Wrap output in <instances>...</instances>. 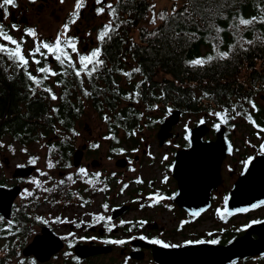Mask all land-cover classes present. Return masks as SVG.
I'll return each instance as SVG.
<instances>
[{
    "label": "flooded vegetation",
    "instance_id": "obj_1",
    "mask_svg": "<svg viewBox=\"0 0 264 264\" xmlns=\"http://www.w3.org/2000/svg\"><path fill=\"white\" fill-rule=\"evenodd\" d=\"M15 4L8 6L6 18L0 9V24L20 42L29 63L18 66L7 54L0 53V141H11L12 137L2 127L4 123L5 127L18 125L21 119L20 114L9 112L38 106L36 102L40 101L72 116V128L60 135L51 132L42 145V155H64L60 161L62 168L43 166L37 171L40 160H36L34 148L30 147L36 140L22 148L21 153L28 154V158L15 163L12 157L20 152L8 144L0 145V185L21 186L11 218L5 219L0 214V219L15 224L13 235L7 231L0 234L1 248L8 249L5 244L13 241L22 253L24 246L47 227L56 236L54 243L45 241V246L49 243L61 247L47 261H40L33 254L28 256L30 264H264V76L255 80L250 115L242 110L235 119L206 121L209 130L203 139L215 140L216 128L224 125L232 149L222 156L213 176L201 177L209 183L198 185V191L195 183L192 184L193 190L187 194L186 201L204 207L189 210L178 199L180 183L172 173L176 153L189 146V136L173 128V134L161 141L158 129L164 117L153 114L160 103L150 107L138 125L129 128H112L103 119L99 122L104 129L101 127L99 131L84 120L88 116L94 123L97 122L94 116L115 117V112L100 113L93 109L107 108L110 104H90L88 100L114 90L116 60L124 62L128 69L132 66V56L113 54L116 27L123 26L116 23L122 0H102V3L82 0L79 16L69 25L66 34L64 25L73 19L76 0L63 3L61 0H15ZM109 4L115 8V14L108 9ZM98 8H104V12L98 14ZM109 23L114 31L100 40L101 31ZM27 29H35L36 36L29 35ZM60 34H64L62 38H75L78 51L65 49L74 67L67 60L61 64L43 48L41 52L45 55L37 53L35 59L40 63H35L31 53L36 44L53 43ZM0 43L15 47L2 37ZM97 48L100 49L98 59L103 64L97 65L91 76L88 72L93 64H88L77 76L76 72L82 68L79 57L90 55ZM41 67L51 71L40 72ZM29 74L40 83L33 81ZM120 83L126 84L125 80ZM127 106L146 107L133 102L115 107ZM103 142L108 146L102 152ZM84 144L81 162L75 166L74 152ZM119 158H123L124 165L117 164ZM31 163L37 164V169L30 175H14L17 166ZM80 169L85 172L81 173ZM7 171L11 176L5 174ZM237 184L240 189L234 194ZM205 188L209 191L203 192ZM238 239H242L240 246L224 260L221 247ZM214 240L217 242L211 243ZM77 246L100 249L80 256Z\"/></svg>",
    "mask_w": 264,
    "mask_h": 264
},
{
    "label": "trees",
    "instance_id": "obj_2",
    "mask_svg": "<svg viewBox=\"0 0 264 264\" xmlns=\"http://www.w3.org/2000/svg\"><path fill=\"white\" fill-rule=\"evenodd\" d=\"M149 7V0H122L116 23L123 26L116 27L113 54L132 56V66L128 69L124 62L116 60L114 90L88 100L90 104L111 105L97 106L93 108L95 111L116 114L113 119L109 115L94 116V121L104 119L112 128H129L138 125L144 113L159 103L165 112L179 108L182 113L215 112L217 115L227 110L223 118L217 115V119L222 120L235 119L242 110L250 115L255 80L264 76V0H184L175 11H164L167 18L156 27L141 26L137 41L132 30ZM253 17L256 20L252 24L239 23L242 18ZM223 52L229 55L219 58V53ZM209 56L213 59L202 65L192 63L199 58L207 60ZM159 73L162 79H156ZM121 80L126 84H121ZM127 102L146 107H115ZM36 104L38 106L26 110L9 112L20 114L21 119L18 125L5 127L4 123L2 127L7 128L12 137L11 141L1 140L0 145H9L14 139L21 148H27L32 140L44 145L51 132L60 135L63 130L72 128V116L63 109H52L42 101ZM63 156L44 154V167L62 168ZM3 231L13 235V221L1 218L0 234ZM5 245L9 248H1L0 242V264H30L16 249L15 242Z\"/></svg>",
    "mask_w": 264,
    "mask_h": 264
},
{
    "label": "water",
    "instance_id": "obj_3",
    "mask_svg": "<svg viewBox=\"0 0 264 264\" xmlns=\"http://www.w3.org/2000/svg\"><path fill=\"white\" fill-rule=\"evenodd\" d=\"M181 109H173L169 115L161 122L158 130V136L163 141L166 137L173 134L174 125L178 124L181 119ZM209 130V126L206 122H200L188 130L189 146L179 150L176 153V159L172 165V173L179 179L180 193L178 199H181L182 205L187 209L193 208L199 210L202 209V205L196 204V206L188 204L187 194L193 190L192 184L195 183V189L198 191V185H205L209 183V180L201 177L213 176L214 172L219 169V164L222 156L232 149L231 143L226 137L225 126L220 125L216 128V139L213 141H205L203 137ZM85 144L82 148L77 149L73 155V164L78 166L81 162L84 153ZM117 164L124 165L123 158L117 160ZM35 164L20 165L15 168V176H27L30 175L35 169ZM197 178V179H194ZM240 189V185L233 189L232 192H236ZM21 186L5 187L0 185V214L9 219L12 213L13 202L17 195L20 193ZM206 188L203 192H207ZM203 197H201L202 199ZM208 199V198H207ZM234 209V207L230 206ZM229 208V207H228ZM236 209V208H235ZM55 234L47 227L43 228L42 233L37 235L32 241H30L22 249V253L25 256L34 255L40 261L49 260L61 246H54L53 244L45 241L53 242ZM242 239L235 240L229 245L221 247V253L224 254V260L234 255L237 248L240 246ZM77 246L76 252L80 256H86L94 250H99V247ZM220 254V253H219ZM155 257H157L155 251ZM182 258V255L180 256Z\"/></svg>",
    "mask_w": 264,
    "mask_h": 264
},
{
    "label": "snow or ice",
    "instance_id": "obj_4",
    "mask_svg": "<svg viewBox=\"0 0 264 264\" xmlns=\"http://www.w3.org/2000/svg\"><path fill=\"white\" fill-rule=\"evenodd\" d=\"M61 2L63 3L64 0H61ZM97 3H102V0H97ZM8 6H16L15 0H2V2H0V9H2L4 11L5 18L8 15ZM81 7H82V0H76L75 11L72 13L73 19L70 20L69 23H66L64 25L65 34L67 33V31L69 29V25L72 23H75L76 18H78L79 10ZM108 9L113 14H115L116 10L113 7V5L109 4ZM173 11H175V10H173ZM97 12H98V14L103 13L104 8H98ZM166 18H167L166 13L160 14V19H166ZM262 19H264V17H262ZM255 20H256V17H253L252 19H243L242 18V19H240L239 23L243 24V25H249V24H252ZM152 22L155 23V17L153 18ZM12 27L16 28V25H13ZM112 31H114V29H113V26L111 23L105 25L104 30L101 31V33L99 35V39L104 40L109 35V33ZM26 32L31 36H36L35 29H27ZM63 36H64V34L57 35V37L55 38L53 43H48V42H43V41L38 42L36 44L35 49L31 53L35 63H37V64L40 63L39 60L35 59V56L37 53H39L40 55H45V53L41 52V48H43V49L47 50V53L54 54L55 59L60 61L61 64H64L65 60H67L70 64V66L74 67V64H72V57L68 54V52L65 49L70 47L72 52L78 51L77 47H76L75 38H71V37L62 38ZM0 37H2L3 40H5V41H9L12 45H15L14 48H10L5 44L0 43V53L7 54L9 59L13 60L14 62H17L18 66H27L29 61L23 53L20 42H18L11 35H8L5 32L3 24H0ZM228 55H229V53H227V52L219 53V58H225ZM99 56H100V49L99 48L93 50L90 55H81L79 57V60H80V63L82 65V68L76 72V75L79 76L81 74V71H84L87 68L88 64H93L92 70L90 72H88V75L91 76L92 72H94L96 70V66L103 64V60L98 59ZM212 59H213V57L209 56V57H207V60H205L204 58H199V59L192 61V63L197 64V65H202L208 61H211ZM38 71L49 72L51 70L44 68V67H41L38 69ZM135 71H140V69H136ZM56 74L57 73L52 72V75H56ZM29 76L36 83H40V81L37 80V78L35 76H32L31 74H29ZM45 78H47V77H45ZM85 94L88 95L87 92H85ZM52 98L56 99L55 96H53ZM253 107H255V105H253ZM226 114H227V110H225L224 114H217V115H222V118H223V116H226ZM253 123H255V122H253ZM80 172L83 173V172H85V170L80 169ZM100 219H104V217H100ZM114 242L115 243H123V241H114ZM202 242L203 241H201V243ZM216 242L217 241H215V240L211 241V243H216Z\"/></svg>",
    "mask_w": 264,
    "mask_h": 264
},
{
    "label": "rangeland",
    "instance_id": "obj_5",
    "mask_svg": "<svg viewBox=\"0 0 264 264\" xmlns=\"http://www.w3.org/2000/svg\"><path fill=\"white\" fill-rule=\"evenodd\" d=\"M150 2V7L148 9V12L146 13V15L143 17V19L140 21L139 25H137L133 30H132V34H133V38L135 40H139V31H140V27L143 26L145 28H154L156 27L162 19H160V14L163 13L164 11H166L167 13H171L173 10L177 9L180 5H182L184 3V0H149ZM155 17V23H153V18ZM163 77L162 73L158 74V78L161 79ZM170 112V109L167 110L166 112L164 111V106L162 104H159L156 108L153 109V114H159L162 115L163 117L167 116L168 113ZM217 119V115L215 112H211V113H183L180 119V122L175 125V131L179 132V133H186L187 130L192 127L194 124L200 122V121H212V120H216ZM84 120L87 122H90V125H93L92 127L94 129L97 130H101V123L102 122H94L91 120V118L89 119L88 116L84 117ZM92 122H91V121ZM104 129V127H102ZM84 130V127L82 128ZM238 131H241V129L239 128V126L237 127ZM99 133V132H98ZM7 139V138H5ZM128 144H126L127 146ZM7 146V145H6ZM107 146L108 143L103 142L102 143V147L100 149V151H107ZM31 148H34V154L39 155L38 159L40 160L39 163V167L40 170H38V172H40L43 168L44 163V157H42L43 155V149H42V145H40V143L36 142V143H32L30 145ZM9 148L14 149L16 152H20L19 154L13 156L12 161L14 160L15 162H22L25 161L28 158V154H23L22 152V148L20 146V144L18 142H12L9 143ZM7 149V148H6ZM11 168H14V165L11 166ZM5 174L7 176H11L10 172H5Z\"/></svg>",
    "mask_w": 264,
    "mask_h": 264
},
{
    "label": "bare ground",
    "instance_id": "obj_6",
    "mask_svg": "<svg viewBox=\"0 0 264 264\" xmlns=\"http://www.w3.org/2000/svg\"><path fill=\"white\" fill-rule=\"evenodd\" d=\"M141 128V127H140Z\"/></svg>",
    "mask_w": 264,
    "mask_h": 264
}]
</instances>
